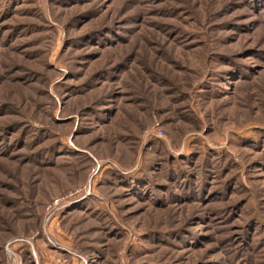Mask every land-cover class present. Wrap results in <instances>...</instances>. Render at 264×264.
Returning <instances> with one entry per match:
<instances>
[{
	"label": "rangeland",
	"instance_id": "obj_1",
	"mask_svg": "<svg viewBox=\"0 0 264 264\" xmlns=\"http://www.w3.org/2000/svg\"><path fill=\"white\" fill-rule=\"evenodd\" d=\"M0 264H264V0H0Z\"/></svg>",
	"mask_w": 264,
	"mask_h": 264
},
{
	"label": "built area",
	"instance_id": "obj_2",
	"mask_svg": "<svg viewBox=\"0 0 264 264\" xmlns=\"http://www.w3.org/2000/svg\"><path fill=\"white\" fill-rule=\"evenodd\" d=\"M57 203H59V200L54 201V204H55V205H57Z\"/></svg>",
	"mask_w": 264,
	"mask_h": 264
}]
</instances>
